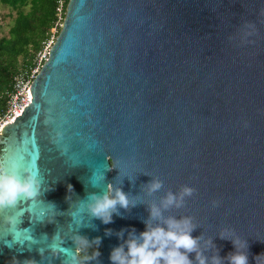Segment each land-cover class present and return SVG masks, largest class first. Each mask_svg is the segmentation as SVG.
<instances>
[{
	"label": "water",
	"instance_id": "95a60500",
	"mask_svg": "<svg viewBox=\"0 0 264 264\" xmlns=\"http://www.w3.org/2000/svg\"><path fill=\"white\" fill-rule=\"evenodd\" d=\"M31 94L0 129V159L37 173L42 195L0 210V264H63L47 250L56 232L69 252L77 233L100 237L111 264L116 233L145 230L148 206L104 224L86 201L121 181L145 203L194 187L166 215L193 217L221 257L247 240L249 264H264V0H69ZM151 176L164 182L155 197Z\"/></svg>",
	"mask_w": 264,
	"mask_h": 264
},
{
	"label": "clouds",
	"instance_id": "9594fccd",
	"mask_svg": "<svg viewBox=\"0 0 264 264\" xmlns=\"http://www.w3.org/2000/svg\"><path fill=\"white\" fill-rule=\"evenodd\" d=\"M112 168L108 170L111 171ZM122 183L123 181L119 184L110 182L105 191L90 193L86 201L88 216L100 219L104 224L113 222V214L122 216L120 209L130 211L138 204L148 206L149 216L144 220L145 230L137 233L135 228L121 229L116 233L122 242L112 248L109 257L111 264H224L225 259L228 264H249L247 240L241 242L239 238L230 239L224 234H219L221 239H230L235 248L234 252L221 257L212 237L205 238L202 233L195 237L192 235V232L199 227L193 217L180 215L177 218L176 215H166L173 208H183L187 198L195 193L194 187L182 185L176 192L169 189L158 200L153 198L145 203L139 195L123 191ZM163 187V180L159 177H152L148 183L143 184V192L147 197H155V194ZM68 190L72 192L70 184ZM41 195V180L37 173L29 168H25L23 173L10 170L8 165L0 159V210L15 207L21 198L35 199ZM48 204L56 210L53 203ZM216 205L217 202L214 201L213 206ZM5 221L14 224L15 218L6 216ZM125 231H127V239H124ZM105 235L111 236L112 230H107ZM70 239L76 245L74 252H69L61 246L64 240L57 242V232L52 237L53 242L48 245L47 250L54 257L63 256V264H76V257L73 253L78 252L81 245L86 247L95 245L96 251L92 258L99 261V245L102 242L100 237L89 241L77 233ZM209 250H211V255L207 254ZM44 251V249H39L41 257H44ZM192 253H195L194 259L190 258ZM24 264H38V262L30 259L25 260Z\"/></svg>",
	"mask_w": 264,
	"mask_h": 264
},
{
	"label": "trees",
	"instance_id": "16d2710c",
	"mask_svg": "<svg viewBox=\"0 0 264 264\" xmlns=\"http://www.w3.org/2000/svg\"><path fill=\"white\" fill-rule=\"evenodd\" d=\"M10 7L0 14V109L5 110L15 75L36 65L47 43L56 40L66 15L69 0H0ZM62 5V11L59 7ZM15 13V14H14ZM9 17L8 34H1L3 21ZM95 247H80L79 258L88 260Z\"/></svg>",
	"mask_w": 264,
	"mask_h": 264
},
{
	"label": "built area",
	"instance_id": "2783aa9c",
	"mask_svg": "<svg viewBox=\"0 0 264 264\" xmlns=\"http://www.w3.org/2000/svg\"><path fill=\"white\" fill-rule=\"evenodd\" d=\"M62 5L63 4L59 7L60 12L62 11ZM51 43H54V40H52ZM51 43L46 45L43 52L39 53L35 66L21 70L15 75L13 88L9 93L7 106L3 111L0 109V129L6 122H13L23 108L31 103L32 83L34 78L40 72L44 62L49 57V50L52 46Z\"/></svg>",
	"mask_w": 264,
	"mask_h": 264
},
{
	"label": "rangeland",
	"instance_id": "374dc122",
	"mask_svg": "<svg viewBox=\"0 0 264 264\" xmlns=\"http://www.w3.org/2000/svg\"><path fill=\"white\" fill-rule=\"evenodd\" d=\"M10 11H11V9H10L9 6H7L5 4H2L0 2V14L1 15L9 14ZM2 23H3V27H2V30H1V34H8L9 28H10V25H11V19L9 17H7V19L5 21H3ZM51 41H52V39L47 43V45L50 44ZM51 44H53V43H51Z\"/></svg>",
	"mask_w": 264,
	"mask_h": 264
}]
</instances>
